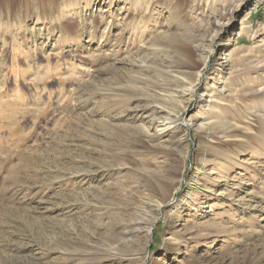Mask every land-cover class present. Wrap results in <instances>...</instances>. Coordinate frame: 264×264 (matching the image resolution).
<instances>
[{
    "label": "rangeland",
    "instance_id": "1",
    "mask_svg": "<svg viewBox=\"0 0 264 264\" xmlns=\"http://www.w3.org/2000/svg\"><path fill=\"white\" fill-rule=\"evenodd\" d=\"M140 1L0 0V264H264V1Z\"/></svg>",
    "mask_w": 264,
    "mask_h": 264
},
{
    "label": "bare ground",
    "instance_id": "2",
    "mask_svg": "<svg viewBox=\"0 0 264 264\" xmlns=\"http://www.w3.org/2000/svg\"><path fill=\"white\" fill-rule=\"evenodd\" d=\"M134 1L136 5H139L141 2L140 0H134ZM262 1L264 0H258L257 2H262ZM242 2L243 0L240 2L241 5ZM240 4L238 5V7L240 6ZM234 10L235 9L230 11V13L232 14ZM224 25L225 24L221 26L223 27ZM243 29H246V27H243ZM144 48L145 46L143 45L142 49ZM211 54L212 51H210V49L206 51L203 59L204 63L208 61ZM142 62H143L142 58L137 60L136 63L132 65L133 66L132 71H135L137 73L143 70L142 65L144 63L141 64ZM184 75L186 74L185 72L182 71L175 73V76L172 77V82L176 85L171 88L164 86L163 88L159 89V93L155 94L154 96V98L159 100L158 102H160L159 105L156 106V112L160 116L159 130L161 132L166 133L171 130H177L178 132L182 131L181 129L184 123L183 114L187 110L189 104L192 102L194 98L197 89V83L199 81V78L201 77V73L199 72L194 78L192 77L187 79L181 78ZM149 203L150 205H155L157 210L163 206V203H160L159 201L150 200ZM149 203L147 205H149Z\"/></svg>",
    "mask_w": 264,
    "mask_h": 264
}]
</instances>
